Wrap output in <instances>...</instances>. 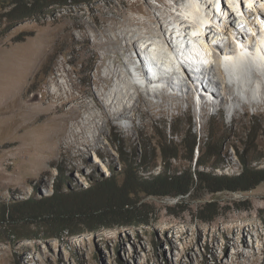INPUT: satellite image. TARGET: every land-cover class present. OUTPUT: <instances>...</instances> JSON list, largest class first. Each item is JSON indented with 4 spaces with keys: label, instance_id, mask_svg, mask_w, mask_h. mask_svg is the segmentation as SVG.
<instances>
[{
    "label": "rangeland",
    "instance_id": "374dc122",
    "mask_svg": "<svg viewBox=\"0 0 264 264\" xmlns=\"http://www.w3.org/2000/svg\"><path fill=\"white\" fill-rule=\"evenodd\" d=\"M43 1L52 3L59 0ZM144 1L147 0H91V4L51 7L49 12L36 19L12 24L2 19V15L14 5L11 0H0V78H3L2 60L5 54L18 53L22 58L21 64L25 65L27 58L24 52L35 48L38 38L47 39L49 33L54 38L57 32L64 34L71 31L73 36L64 38L61 35V39L58 37L54 40L51 53L43 61L39 73L33 74L27 83L21 105L28 110L34 108L39 112L43 111L44 106L51 101L50 90H55L54 86H49V82L54 75L65 72L78 84L85 79L91 81L89 88L99 92L101 99L109 104L108 96L103 94L104 89L94 81L97 74L110 64V59H104V50L99 53L89 49L94 44L96 26H100L105 18H112L115 12ZM150 1L156 7L154 13L164 17V28L173 36L175 31L180 32L181 26L172 13L187 20L191 26L196 22L187 11L188 8L184 7L186 0H165L168 7L158 0ZM179 1L183 4L181 7L177 5ZM136 15L142 16L139 13ZM90 23V39L83 41L81 37ZM141 32L145 33L146 29H141ZM163 38L159 26L155 40L164 43ZM162 47L165 50V46ZM138 48L140 47H136V50ZM133 55L137 58L132 64L128 59L126 61L131 76L126 77L124 71L122 73L125 81L136 83L131 69L136 66L138 54L135 52ZM22 67L26 73L25 66ZM218 68L217 65L214 66L217 78L222 80ZM221 73L225 75L222 69ZM255 74L259 83L252 81L253 74L244 75L249 77L250 82L244 76L240 77L244 91L241 98L247 106L244 108L240 104L237 111L233 110L236 103L229 101L224 105L217 100L210 105L206 114L203 104L199 103L192 89L195 86H192L190 79L185 81L189 91L184 89L176 92L164 88L163 97L148 96L139 86L149 103L154 104V108L143 105L127 119L111 120L105 126V134L102 136L103 147L97 149L55 148L43 139L48 136L44 130V120L32 123L18 121L13 118L10 108L2 109L0 101V264H39V260L44 261L43 264H183L182 261L185 264H232L237 251L233 231L242 232L245 236L247 245L244 246L239 241L237 246H244L243 250L251 257L248 264H264V183L249 193L226 192L213 195L202 191L185 200L143 197L142 203L149 204L154 211L150 226L104 229L97 233L71 237L65 234L60 239H46L51 233L47 220L3 221L1 218L4 206L19 204L34 196L40 198L41 195H52L58 167L65 166L69 178V185L63 190L65 194L88 191L92 182L100 177L97 171L106 178L110 177L109 165H115L120 171L116 150L118 144L130 151L137 149L139 156L148 146V152L155 157V166L161 168L162 159L157 147L165 141L166 135L171 134V123L178 137L175 139L176 159L166 166L168 170H183L187 173L191 169L194 171L195 161L191 160L190 148L196 136L204 153L213 145L219 149L222 147L219 157L208 156L203 159L204 171L238 174L241 166L237 153L231 146H237L242 152L248 143L246 137L249 133L252 140L248 147L255 151L258 160L254 165L264 169V92L261 88L264 87V77L262 80L260 75ZM208 77L209 74L201 76L206 80ZM62 82L68 86L64 76H61ZM83 85L79 84V90ZM177 86L181 85L178 83ZM79 90H75L76 95L80 94ZM220 91L221 98L226 97L222 86ZM131 92L136 94L133 103L136 102L138 91L131 89ZM173 96L181 97V100L176 101ZM92 99L90 94L85 97L91 104ZM163 101L169 104L163 106ZM177 103H180L179 107ZM81 110L82 117L90 115L84 108ZM95 110L97 113L101 112L98 108ZM74 129L75 132H81L80 127ZM90 130L95 132L93 125ZM185 137L187 142L183 140ZM70 140L68 137V141ZM97 160L100 162H96ZM123 180L124 177L121 176L119 181ZM36 187L37 192H34ZM210 202L219 205L221 215L214 222L205 224L198 217L199 211ZM31 236H38L42 240H21ZM46 258L48 261H45Z\"/></svg>",
    "mask_w": 264,
    "mask_h": 264
},
{
    "label": "bare ground",
    "instance_id": "6f19581e",
    "mask_svg": "<svg viewBox=\"0 0 264 264\" xmlns=\"http://www.w3.org/2000/svg\"><path fill=\"white\" fill-rule=\"evenodd\" d=\"M158 1L168 7L165 0ZM244 1H248L250 6L247 7ZM257 1L264 7V0H186L184 7L188 8L187 11L191 13L192 19L196 22L191 26L187 20L172 13L176 20L180 21L178 23L181 26V29L179 28L180 32L175 31L178 28L176 26L174 36L169 34L164 28V17L154 13L156 7L150 0L144 1L142 4L134 3L126 10L117 11L112 18H105L100 26H96L94 44L89 48L99 53L104 50V59H110V64L100 71L97 74V79L94 80L98 86L104 89L103 94L108 96L110 103H105L101 99L99 92L89 88L91 81L85 79L79 83L81 85L84 84L79 90V84L72 80L69 73L65 72L62 75H54L49 82V86H54L55 90H50L51 101L48 105H43L45 107L44 110L41 112L34 108L28 110L21 105L27 83L31 80L33 74L39 73L42 63H44L43 61L51 53L54 40L58 37L61 39V35L64 38L73 36L71 31L64 34L57 32L54 38H51L49 33L47 34V39L38 38L35 48L24 52V56L27 58L25 65L21 64L22 58L16 52L4 55L2 60L4 65L3 78H0L2 109L10 108L13 118L18 121L24 120L32 123L44 120L43 126L48 136H44L43 139L46 142H50L55 148L67 147L70 150L77 148L82 150L81 148L85 147L97 149L101 146L102 136L105 134V126L111 120L127 119L136 113L137 108L141 109L143 105L150 109L154 108V104L149 103L148 98L140 91L139 85L131 81H125L123 77V71L126 77L131 76L126 61L128 59L129 63H131L137 58L133 53L136 52L141 60V54L136 51V47L141 49L144 47L146 49L150 48L152 53L165 58L168 65L167 68L173 70L174 64L178 62V57L171 50H174L178 45H181L182 51L185 47H188L192 67L203 66L202 75L209 74L208 80L201 78L202 75H196L197 73L188 75V79L192 81V86H195L192 89L198 97L199 103L203 104L206 114H208L210 105L217 100L224 103V105L229 101L236 103L234 111H237L240 104L245 108L247 103L241 98V94L244 91L242 90L243 86L240 84V77L253 74L252 77L254 79H250L255 83L260 82L255 73L260 75L262 80L264 77V13L258 10L254 14L250 9L256 5L255 2ZM177 5L181 7L183 4L181 5L179 1ZM240 12L244 13L245 16L251 17L253 15L256 18V22L255 19L251 21L250 18L249 29L244 30V33L248 36L246 41H244L243 36L240 38L236 36L242 33L236 31L238 22L236 16H239ZM136 13L142 14V16L136 15ZM159 26L164 35V43H158L155 40ZM91 27V23L88 24V28L81 37L83 41L90 39ZM141 29H146V32H141ZM230 35L237 40L240 46H237V42L234 44ZM208 37L213 44H210ZM194 40L196 44L189 47ZM160 45L165 46V50ZM168 51L169 55L164 57L163 54ZM142 52L146 53L145 51ZM144 56L148 58L146 55ZM140 60H138L137 64L141 63ZM215 65L219 67L218 73L222 80H219L216 76ZM22 66H25L26 73ZM221 69L225 73L224 76L221 73ZM228 75L234 76L231 79L233 82L228 80ZM61 76H64L68 86L64 82L61 83ZM244 77L247 82H250L249 77ZM173 80H177L181 86L178 87L177 83L169 81L165 89H172L176 92L187 90V84L185 83L187 79L184 76ZM122 84H125V86H122ZM221 86L224 96H226L224 98H221ZM261 88L264 92V87ZM131 89L138 91L136 102L134 101L133 103L132 101L135 99L136 94L134 95ZM75 90H79L80 94L76 95ZM163 91L164 89L155 92L149 88L145 93L148 96L160 95L163 97L165 95ZM187 91H189V88ZM246 92L251 93V91ZM47 93H49L48 88ZM88 94L93 98L92 104L85 100ZM173 98L176 101L181 100V97L173 96ZM250 102L255 105L254 101L250 100ZM167 104L169 103L166 101L162 102L163 106ZM177 106L179 107L180 103H177ZM82 108L90 112L87 118L82 117ZM95 108H98L101 112L97 113ZM91 125L95 128V132L90 130ZM74 127H80L81 132H75ZM68 137H70V141H68ZM96 162L99 163L100 161L97 160ZM235 232L233 231V234H235L234 245L237 251L234 256L236 258L232 261V264H248L251 257L243 250V247L247 245V243L245 244V236H243L242 232ZM239 241L244 244L243 247L237 246ZM181 260L182 258H180ZM45 261H48V259L46 258ZM254 261L256 262V260ZM43 263L45 262L39 260V264ZM182 263L185 264L183 261Z\"/></svg>",
    "mask_w": 264,
    "mask_h": 264
},
{
    "label": "trees",
    "instance_id": "16d2710c",
    "mask_svg": "<svg viewBox=\"0 0 264 264\" xmlns=\"http://www.w3.org/2000/svg\"><path fill=\"white\" fill-rule=\"evenodd\" d=\"M11 2L14 7L4 13L2 19L12 24L36 19L49 12L51 7L91 4V0H59L52 3L43 0H11ZM169 129L171 134L166 135L165 141L159 143L157 147L162 159L161 168L155 166V157L148 152V146L139 156L137 149L130 151L118 144L116 150L120 171L115 165H109L110 177L106 178L97 171L100 177L92 182L88 191L65 194L63 190L69 185V178L65 171L66 167H58L52 195H41L40 198L34 196L19 204L4 206L2 220H47L51 233L46 239H60L65 234L71 237L90 232L97 233L104 229L150 226L154 211L149 204L142 203L143 197H172L185 200L202 191L213 195L226 192L249 193L264 183V169L254 165L258 160L255 151L248 147L252 140L250 133L246 137L248 143L242 152L237 146H231L237 153L241 166L238 174L204 171L203 159L208 156L219 157V150L222 147L219 149L213 145L204 153L196 136L190 148L191 160L195 161L194 171L191 169L187 173L183 170L166 169V166L176 159L175 139L178 137L172 123ZM183 140L186 141V137ZM158 169L162 170L157 174L154 173ZM121 176L124 177L122 182L119 181ZM34 192H37V187ZM220 215L219 205L210 202L203 205L198 217L202 223L208 224L214 222ZM21 240L42 239L31 236L23 237Z\"/></svg>",
    "mask_w": 264,
    "mask_h": 264
},
{
    "label": "clouds",
    "instance_id": "9594fccd",
    "mask_svg": "<svg viewBox=\"0 0 264 264\" xmlns=\"http://www.w3.org/2000/svg\"><path fill=\"white\" fill-rule=\"evenodd\" d=\"M141 48H139V50H140ZM137 52H138V50H136ZM138 60H139V57H138V59H137V61H135V63H136V65L138 66V70H139V72L141 73V75L140 76H142V74H143V77H144V79H145V82H146V86H143L142 84L140 85V83L136 80V83L141 87V90L142 91H147V90H149V88L152 90V91H155V92H158V91H161V89H156V88H154L151 84V81L148 79V77L146 76V74L143 72V69H142V57H141V63H139V64H137V62H138ZM192 74H195V73H192ZM188 73H187V77H186V79H188ZM166 87L168 86L167 85V83H165L164 84ZM164 86V88H166ZM163 88V89H164Z\"/></svg>",
    "mask_w": 264,
    "mask_h": 264
},
{
    "label": "water",
    "instance_id": "95a60500",
    "mask_svg": "<svg viewBox=\"0 0 264 264\" xmlns=\"http://www.w3.org/2000/svg\"><path fill=\"white\" fill-rule=\"evenodd\" d=\"M37 101V100H36ZM30 102H32V101H30Z\"/></svg>",
    "mask_w": 264,
    "mask_h": 264
}]
</instances>
